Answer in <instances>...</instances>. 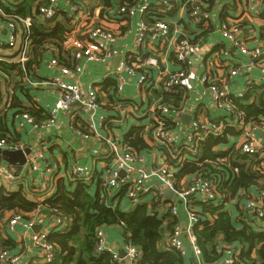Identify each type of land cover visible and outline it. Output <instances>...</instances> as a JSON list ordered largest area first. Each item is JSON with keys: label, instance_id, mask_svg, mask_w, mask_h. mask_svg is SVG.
<instances>
[{"label": "built area", "instance_id": "obj_1", "mask_svg": "<svg viewBox=\"0 0 264 264\" xmlns=\"http://www.w3.org/2000/svg\"><path fill=\"white\" fill-rule=\"evenodd\" d=\"M211 0H186L183 4L191 20L198 25H203L210 19L209 5ZM65 2L69 4V1ZM58 0H48L47 3L38 8V19L40 21L51 19L55 16L58 9ZM256 4L261 6L264 0H256ZM70 5V4H69ZM175 4L172 0H154V3L149 0H133L131 5L117 6L115 10L116 15L125 18H139L138 29L135 35L132 54L139 52L143 48L146 41L161 43L165 40L170 32V25L166 20H157L151 22L149 15L154 12L162 10L170 14ZM76 6H71V15L79 14ZM18 21L24 26V33L20 31L17 23ZM79 23H81L79 21ZM31 21L29 19H19L15 16L6 14L0 8V35L5 32L4 43L11 50H18L19 55L17 63L23 71L24 85L31 87H48L52 88L57 93L56 102L50 107L48 106V117L46 120L36 122L34 118L28 114L21 113V118L24 123L30 124L40 130L49 129L54 126L56 116L60 111H67L75 108L74 105L79 103L84 110L90 111L87 115L86 132H83L79 127L70 125L72 131L87 139L90 135L97 140V147L91 150L93 160H108L106 165V176L104 180V187L110 192L126 187V199L129 203L130 209L135 208L142 202V199L147 195H152L158 200V209H168L170 215L174 218L178 216L179 205L182 208L185 222L183 224H176L173 230L169 233L166 241V246L169 249L176 251L183 260L190 259L192 264H203L202 252L197 245L195 236V226L198 223V216L191 207V200L195 198L201 201L221 200V180H208L202 174L196 173L190 184L185 188L177 185L174 178L175 162L181 163L185 155L195 156L198 153V146L208 136L218 137L221 135L224 126L223 123L217 121L202 122L198 117L191 119L189 130L182 143H179L175 152L172 155L170 147L173 144V133L181 127L175 114L178 108L166 103L164 96L175 94L183 87H185L189 74L192 70L191 65L188 68H183L181 65L190 64L192 56H198V49L195 44L189 39H182L177 42L172 50L174 60L179 64L173 71L168 73H161L162 78L158 83H155L159 90L160 96L150 104L145 111L151 120V144L157 148L162 156H169L172 160L168 163L157 165L150 169H144L141 164L144 162L143 156L138 155L129 148H125L122 142L117 139L98 134V130L103 128L106 122L107 114H100L101 104L98 98V90L90 83L83 90L76 82H70L67 78L75 76H83L84 66L89 64L107 65L117 56L116 42L117 33L107 27L106 25L84 26L83 33L78 38H70L68 36L64 44L67 48V56L63 58L69 65L62 64L58 61L56 51L54 56L49 61V65L57 71V74L49 78L36 79L32 81L31 78L37 77V72L34 68L27 73L26 66L31 60L32 45L30 42ZM239 24L235 22H224L220 25L219 34L221 37L229 42L232 50H236L242 57L247 59L246 63H240L238 67L231 70L229 77H234L241 70L246 68L259 67L261 69L260 82L264 83V65L261 64L262 49L257 47L249 49L246 47L244 40L240 36ZM83 28V27H82ZM81 29V28H80ZM68 43V44H67ZM160 45V44H158ZM157 45L150 48L154 54L142 58L141 61H135V66L129 60L120 63L119 67L112 72V74H105V78L111 77L115 80V90L121 93L126 86V77H136L135 90L143 92L150 80H153L151 70H158L160 63L156 57ZM164 62L169 63L168 58ZM205 62L206 58H205ZM212 63V58L209 61ZM142 70V71H140ZM200 83L207 87L209 96L216 107L224 117L232 116L237 131H241V140L236 151L241 154L255 157V169L260 175L264 177V143L257 137L258 133L264 137V119L246 120L241 112L235 110V107L229 99V92L226 83L219 82L210 77L207 72L200 79ZM247 88L252 85L250 80L246 81ZM121 104L114 107L115 110L121 113ZM125 119L121 115L119 121ZM23 127V123L19 124V128ZM0 150H22V146L14 145L7 142L5 139H0ZM218 163H227L226 159H217ZM232 163L228 164L230 166ZM232 174H237V168H230ZM124 172L120 176V172ZM47 172L52 174V166H47ZM94 175L93 168L89 166H74L67 174L70 180H80L82 182L92 181ZM0 185H6L7 190H13L16 185V177L13 170L6 164L0 163ZM47 185L44 184V188ZM165 191H171L177 201L172 203H165L163 198ZM225 191V188L224 190ZM245 198L244 210L249 215H255L257 219H264V193L260 198H246L243 191L239 195ZM165 199V198H164ZM166 200V199H165ZM60 216H54L52 222L46 229L32 235L31 242L34 247L38 249V259L40 264H52L55 257V252L49 243L46 242V237L52 227L61 224ZM37 224L35 220H24L22 214L12 213L5 222V231L7 233H14L18 226H21L25 231L30 232ZM107 227H100L95 231V253H108L111 260L115 264H135L139 259V252L136 248L126 241L121 246L122 252L125 254L123 258L120 255L114 244H109L106 240L105 229ZM223 258L217 264H232L234 251L232 247L223 248ZM0 264H21V256L13 251L7 249H0Z\"/></svg>", "mask_w": 264, "mask_h": 264}, {"label": "crops", "instance_id": "obj_2", "mask_svg": "<svg viewBox=\"0 0 264 264\" xmlns=\"http://www.w3.org/2000/svg\"><path fill=\"white\" fill-rule=\"evenodd\" d=\"M172 1L174 2V0ZM178 3L179 1L175 3L170 14L162 10L156 12L162 15L164 17L163 20H166L170 25L168 37L161 43L147 40L143 48L136 54H132V50L138 29V17L124 19V17L121 16L120 21L119 16L116 15L115 12H112V10L107 8L102 11V7L96 3L95 0H82V5H84L82 8L83 11L73 16L72 19L74 23H78L76 25L77 28L69 35L72 39L78 38L81 33H83L82 29L85 28L84 26L106 25L115 31L117 33V56H121L119 65L120 63L122 65L130 59L129 62L133 63L135 66L136 60L141 61L142 58L154 54L150 51V48H154V46L157 45L155 55L159 60L160 66L158 70L150 71V73L153 74V80H150L147 88L143 92H137V90H135L136 77H126V86L121 93H117L113 88L110 89L109 93L101 91L100 84L107 79L105 78V74H112V72L119 67L113 65L117 56L111 63L105 66L97 64L85 65L83 76L67 78L70 82L78 83L83 90L91 83L92 86L98 90V98H100L99 102L101 104L99 113L102 115L112 114L114 118H116L111 121L113 125H116L114 131L106 133L104 131L105 129L100 128L98 130L99 135H108L107 137L117 139L119 142L123 143L125 136L132 133L134 129H138V138L145 147L139 151L133 150L138 155L143 156L144 162L141 166L144 169H150L157 165L172 161L169 156H162L157 148L151 144V120L149 116L145 114V111L150 104L160 96L155 83L161 80L163 76L161 73H168L178 68L169 60L177 42L182 39L191 40V42L197 46L198 57L201 58V61L195 65L190 63L192 70L185 87L178 92L176 91L175 94L166 95L163 98L166 103L179 109L175 116L180 122L181 127L173 133L174 140L170 147L172 155L176 154L175 150L177 146L179 143L183 142L189 130V128L184 127L182 123V115L190 116L191 119L193 117H198L202 122L218 121L223 117L222 113L214 106L207 87L200 83V79L205 73L208 72L210 77L214 80L219 82L224 81L228 87L229 94L239 98H241L248 89L245 85L247 80H250L254 85H260L264 88V83L260 82L261 69L259 67L246 68L244 71L241 70L236 76L229 77L231 70L236 69L240 63H246L247 59L242 57L236 50H232L229 42L224 40L219 34V28L222 23L227 21L230 23H238L240 26V36L244 40L246 47L249 49L257 47L262 49L263 55L261 64L264 65V4L259 6L256 4V0H211L209 5V21L203 25H198L190 19L187 11L183 7L184 3L176 7ZM5 5H10V2H5ZM57 5L58 8L67 10L69 16H72L71 5L67 4L65 0H58ZM86 11L88 14H86ZM88 15H90L89 18ZM79 21L81 23H79ZM4 40L5 32H2L0 35V42H4ZM64 44L66 43L64 42L61 47L56 50V55L58 57L60 56L61 59L67 56V48ZM51 52L42 54L37 60L34 71L37 72V77L39 78L32 77V81L49 78L57 74V71L49 65V61L54 56ZM166 58L169 60L167 64L164 62ZM205 58L207 62H205ZM211 58L213 61L212 63L209 62ZM64 62L69 65V62L66 60H64ZM13 95H15L23 105L29 106L35 110L42 109L46 114L48 113V106L51 107L57 100L56 91L48 87L34 88L25 85L21 90H19V87H16ZM109 97H111V100ZM104 101H106V103H103ZM120 104L122 107L121 113L114 109L115 106ZM74 107L75 108L67 111H60L56 116L54 126L45 130H40L30 124L24 123L21 118L23 113L16 114V110L7 109L6 126L9 130V135H19L17 139H9V142L17 146H22V151L27 148L30 150V154L26 156V162L21 167L20 171H13L15 173L17 185L21 183L30 186L33 194H41L42 192L39 190L44 191L52 182L54 184L55 179L62 177L65 178L64 180H68L66 177L68 171L74 166H89L93 168L94 175L90 182L93 187L92 192L97 188L95 186V179H97V176L105 180V160H93L91 156V150L98 145L96 138L90 135L89 138L84 139L80 135L75 134L69 125L71 116H77L86 123L89 111L84 110L82 106ZM75 109H80L81 111L76 112ZM123 114L125 119L120 122L119 118L121 115L123 116ZM20 123H23L22 128H19ZM130 135L132 139H135L133 134ZM240 138L241 137H230L229 146H234L236 150V146L240 143ZM257 138L264 143L262 134L258 133ZM229 146H221L220 149L225 150L229 148ZM199 155H201V153H199ZM190 157L192 156L185 155L181 160L184 161L186 158ZM198 158L200 159V157ZM182 162L180 164L175 162V174L178 173V168ZM200 163L197 164V166L206 164L205 161ZM8 166L12 169L10 165ZM47 166H52V174L47 172ZM194 176L195 174L184 176L179 179L174 178L177 185L185 188L190 184ZM44 184L47 185L45 188ZM99 186L104 187V184ZM54 192V187L52 185L47 197L52 196ZM117 192L118 190H114L112 194H116ZM243 192L246 194L247 199H249V197L254 199L260 198L264 193L257 188H247L243 190ZM241 198L242 200L240 203L242 205H239L237 199L234 198L228 199V203L225 206V210L229 212L233 221H236V219L238 220L236 217H238L239 214L235 207L238 206V209L243 210L244 203L247 201L242 196ZM28 199L34 202L42 201V197H35L34 195L28 196ZM146 200L147 198L144 197L141 203H145ZM173 201H177L174 196L170 200H167V203H172ZM113 204H115V202ZM133 209H130L127 199L121 202V210L124 212L128 213ZM40 211L41 209L31 214L22 215V218L24 220L33 219L37 221L36 225H41V229L44 230L52 222L54 216L42 214ZM162 211L163 210L160 212ZM9 217L10 215H8L7 220ZM172 219H176V224H183L185 222V217L180 205L178 216ZM1 227L0 238L2 240H8L6 238L10 237V239L13 240L15 246L9 250L21 256V264H40L38 259L39 251L31 242L32 235H36V233L32 230L27 232L21 226H18L14 233H7L4 229L5 226ZM164 227H166V224H164ZM105 232L107 242L115 245L119 255L123 253L121 246L126 242L123 237L125 234L124 231L118 226H110L105 229ZM168 234V231H163L164 244H166ZM183 261L184 264H192L190 259Z\"/></svg>", "mask_w": 264, "mask_h": 264}, {"label": "trees", "instance_id": "obj_3", "mask_svg": "<svg viewBox=\"0 0 264 264\" xmlns=\"http://www.w3.org/2000/svg\"><path fill=\"white\" fill-rule=\"evenodd\" d=\"M7 1L10 5H5ZM66 1L83 11L82 0ZM177 1L179 3L176 7L186 0H174V4ZM47 2L48 0H0V8L6 14L31 21L29 32L32 52L31 60L26 66L27 73L34 68L42 54L51 51L54 54L67 40L70 33L77 28L78 23L72 21L73 16H69L67 10L60 8L57 9L53 18L40 21L38 8ZM95 2L102 7L103 11L107 8L115 10V7L119 5H131L133 0H95ZM87 11L86 14H88ZM163 18L156 12L149 15L151 22L163 20ZM14 22L23 34V24L18 21ZM18 55V50H11L4 43H0V139H5L7 142L9 139L19 137L18 134L9 135L6 126L7 109L16 110V114L27 113L36 122L46 120L48 117L42 109L35 110L25 106L13 95L16 87L21 90L25 86L23 71L17 63ZM169 60L173 65H181L174 60L172 54ZM58 61L65 64L60 56ZM189 66V63L181 65L183 68ZM100 85L102 92L109 93L110 89H115L116 82L113 78L107 77ZM109 99L111 100V97ZM229 99L235 110L241 112L246 120L264 119L263 86L252 84L241 98L230 95ZM75 111L80 112L81 110L75 109ZM115 119L114 115H107L102 128L106 133L113 132L116 128V125L111 122ZM217 122H222L224 126L221 135L208 136L201 141L198 154L186 158L174 177L179 179L200 173L208 180L222 181L220 201L203 202L198 198L191 200V207L198 216L194 232L197 245L202 252L203 264L219 263L224 256L223 248L226 246L233 248L232 264H264V219L259 220L255 215L249 216L244 209H238L236 206L235 209L239 213L236 217L238 220L233 221L229 212L225 210L228 199L235 198L239 205L241 204L240 191L257 188L264 192V177L254 167L255 157L243 155L236 151L234 146H229L230 137L237 138L242 134L241 131L236 130L233 117L223 116ZM69 125L80 126L79 128L86 132V124L77 116L70 117ZM137 132L138 129H134L130 133L135 139H132L130 134L125 136L123 140L125 148L136 151L144 149L145 145L139 140ZM227 145L229 148L220 149L221 146ZM217 159H226L228 164L230 161L232 164L228 166L227 163H218ZM204 161L206 164L197 166ZM104 162L108 163V160ZM234 167L238 169L236 175L230 170ZM64 179L62 177L55 179L54 184L52 182L44 191L39 190L41 194H33L30 186L21 183L16 184L13 190H7L6 185H0V234L1 226L7 222L8 215L12 213L27 215L41 209L42 214L60 216L62 219L61 224L54 225L46 237V242L52 245L55 252L52 264H115L108 253L96 254L94 250L95 231L100 227L110 226L120 227L127 234L129 244L138 250L140 256L135 264H184L179 254L169 249L163 242V231L170 233L176 225V219H172L168 209L158 210V200L155 197L145 196L147 198L145 203H140L127 213L121 210V202L126 199V187L120 188L116 194L111 196L105 187L99 186L104 184L102 177L97 176L98 180L95 179L97 188L94 192H92L91 181H73L68 177V180ZM52 185L55 192L47 197ZM224 188L225 191H223ZM30 195L42 197V201H31L28 199ZM163 200L167 203V200L164 198ZM161 210L163 211L160 212ZM6 239L8 240L0 238V249L9 250L15 246L10 237Z\"/></svg>", "mask_w": 264, "mask_h": 264}, {"label": "water", "instance_id": "obj_4", "mask_svg": "<svg viewBox=\"0 0 264 264\" xmlns=\"http://www.w3.org/2000/svg\"><path fill=\"white\" fill-rule=\"evenodd\" d=\"M121 61V56H117L113 62V65L115 67L119 66V62ZM201 61V58L198 57L197 55L192 56L190 59V63L192 65H195L196 63H199ZM74 106H82L79 103H76ZM91 112L89 111L88 114ZM182 123L184 127L189 128L190 123H191V117L182 115L181 116ZM30 154V150L27 148L24 151L22 150H14V151H9V150H0V163H5L8 164L12 167L13 171L19 172L21 167L25 164L26 162V156ZM124 172H120V176H123ZM173 197V193L171 191H165L164 198L166 200H170ZM32 231L36 234L41 231V225H36L32 228ZM124 240L129 241V238L127 234H124ZM124 253L120 254V258L124 257Z\"/></svg>", "mask_w": 264, "mask_h": 264}, {"label": "rangeland", "instance_id": "obj_5", "mask_svg": "<svg viewBox=\"0 0 264 264\" xmlns=\"http://www.w3.org/2000/svg\"><path fill=\"white\" fill-rule=\"evenodd\" d=\"M103 103H106V101H104Z\"/></svg>", "mask_w": 264, "mask_h": 264}]
</instances>
